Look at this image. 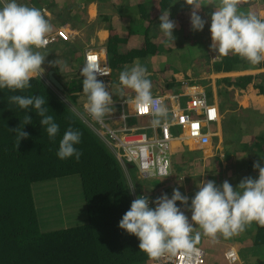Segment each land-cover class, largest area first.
Listing matches in <instances>:
<instances>
[{"label":"crops","instance_id":"crops-1","mask_svg":"<svg viewBox=\"0 0 264 264\" xmlns=\"http://www.w3.org/2000/svg\"><path fill=\"white\" fill-rule=\"evenodd\" d=\"M110 1L116 6L111 11L104 12L103 4H109ZM125 1L21 0L22 3L39 8L50 21L53 31L48 36L55 34L59 27L69 32L68 40L58 37L49 42L45 48L39 49L46 58L42 65L44 72L36 77H39L47 88L52 89L56 97L64 100L85 121L90 130L101 136V132L107 125L122 127L125 123L129 126L147 124L143 126L150 130V135L159 134L160 128H157L155 132L154 127L149 125L152 117L139 119L133 114L134 90L128 88V92H118L119 74L127 66L126 60H132L133 54L137 55L138 51L145 46L148 62L152 67L148 71L153 95L163 96L167 102L171 100L172 104L182 106L183 101L188 100L192 92L201 90L206 92L211 102L217 103L220 116L217 121L208 124L211 134L206 143L187 137L183 132L181 133L180 126L175 127L180 135L172 142V174L167 178L154 180H140L137 177L135 183L132 181L137 188L136 192L133 189V194H136L134 199L140 194L150 198L163 193L171 196L175 188H179L182 194L192 197L198 191L199 181L212 179L217 184H221L224 180H228L235 187L245 177H258V169H254L253 164L260 161L264 166V160H261V156H264V90L262 87L264 62L259 65L241 63L237 69L216 70V61L221 57H214L216 53L210 47L211 12L215 10L212 6L206 8L202 6L197 10L203 18L209 20L206 32H201L198 37L201 43H190V36L198 34V31L193 30L185 18L175 22L176 26L173 30L175 40L170 42L160 30L159 25L149 26L144 33V30L138 26L140 23L145 26L144 19L136 22L138 27L131 24V17L136 16L134 9L138 5L139 15H141L142 6L131 4L134 0H128L130 7L128 6L127 11L123 12L120 6ZM135 1L143 3L139 0ZM254 1L255 9H259L258 14L264 16V0ZM247 2L248 0H240L238 10L253 11L251 6H246ZM175 4L173 1L168 7L174 9L173 7L176 6L177 11L174 10L176 13L183 10L185 17L191 15L192 7L186 4L185 0H177ZM152 11L150 8L149 12ZM110 19H115L120 27L114 31V34L110 30L111 25L108 21ZM154 44L157 47L152 49L150 46ZM88 50L97 52L101 64L110 70L108 75L98 76V79L105 82L107 90L113 96V104L110 105L111 110L108 112L110 118L102 119L106 124L99 121L93 122L81 115V112L86 113L84 114L86 116L89 115L83 107L87 97L82 90L83 77L80 74L86 62L85 53ZM127 55H129L128 58L124 60ZM116 75L117 79H114ZM151 75L156 78L151 79ZM52 78H55L59 84ZM74 94L77 96L72 99ZM175 95V98H171ZM67 96L71 97V102L67 101ZM78 97L81 98L80 103L77 100ZM122 114L126 115L125 119ZM168 119L172 120V114H169ZM245 154L247 155L241 157ZM116 155L120 159L117 153ZM173 155L176 156L175 160ZM134 170L137 171V169ZM219 171H221L220 175ZM177 204L181 202L177 201ZM181 208L190 219L191 211L183 205ZM257 226L253 223L246 227L244 232L246 237L242 236L243 242L238 240L237 235L226 238L218 234L216 238L202 235L198 244L205 245L210 264H218L219 260L221 264H229L230 261L223 254L225 250L232 247L236 248L239 254L236 264H253L247 263L244 260L245 257L251 262L253 260L254 264H264V242L260 244L261 249L253 245ZM200 231L202 230L198 227L194 229V233Z\"/></svg>","mask_w":264,"mask_h":264},{"label":"clouds","instance_id":"clouds-1","mask_svg":"<svg viewBox=\"0 0 264 264\" xmlns=\"http://www.w3.org/2000/svg\"><path fill=\"white\" fill-rule=\"evenodd\" d=\"M185 3L192 7L191 25L197 31L203 30L208 23L197 10L203 5H210L215 9L211 12L209 29L212 38L210 47L216 53L214 57L232 53L252 65L264 62V16L254 11H239L240 0H208L207 4L202 0H185ZM159 19L160 30L173 42L176 25L170 19L169 11H163ZM59 29L65 30L59 27L53 34L56 38L60 37L57 35ZM52 31L53 25L39 8L22 3L21 0H0V90L7 88L13 92H23L32 87L30 81L44 72L42 65L46 56L39 49L45 48L51 42L47 37H50L48 34ZM88 52L94 51L88 50L85 59ZM94 53L98 55L97 52ZM103 66L99 56L97 58L92 55L86 59L80 74L83 77L82 90L87 97L83 107L89 113V119L106 124L102 119L111 110L113 96L107 90L105 82L98 79V76L110 73L107 66L104 69L109 72L102 69ZM149 77L147 66L136 61L130 67L125 66L119 74V81L123 87L134 90L132 103L136 108L140 111L151 108L152 119L149 125L156 127L167 122L169 109L163 97L153 95ZM9 99L27 110L23 125L32 122L30 113L34 109L49 138L55 139L60 125L53 115L48 114L44 96L14 94ZM23 125L13 129L19 142L29 135L23 130ZM104 129L101 134L108 141ZM81 137L79 129L69 126L59 141L57 156L61 160L73 156L79 160L82 152L76 145L81 142ZM261 160H264V156H261ZM253 168L258 169V177H245L235 187L228 180L221 184L212 179L199 181L198 191L191 198L182 194L179 188L173 189L171 196L163 193L150 198L140 194L123 214L119 227L139 239V249L150 257V264H158L159 256L165 253L192 254L198 252V248L203 249L206 256L207 249L197 244L202 235L216 238L219 234L229 238L253 223L264 227V166L256 161ZM150 174L167 176L169 173L153 169ZM139 178L149 179L141 174ZM129 188L134 189V184ZM177 201L181 204H177ZM150 202L155 206H151ZM181 205L191 211L190 219ZM197 227L202 231L194 233ZM231 249L236 251L235 260L226 257L227 250L223 254L230 261H227L229 264L239 260L238 250L234 247L228 250Z\"/></svg>","mask_w":264,"mask_h":264},{"label":"trees","instance_id":"trees-1","mask_svg":"<svg viewBox=\"0 0 264 264\" xmlns=\"http://www.w3.org/2000/svg\"><path fill=\"white\" fill-rule=\"evenodd\" d=\"M139 1L152 6L150 13L147 7L146 11L141 7L143 4L139 5L144 23L149 26H158L163 11H167L173 1L176 3L175 0ZM202 2L207 4L208 0ZM208 6L203 5V8ZM246 6H251L258 14L254 0L248 1ZM176 14L192 27L191 15L185 17L183 10ZM114 29L111 25L113 33ZM206 30L207 24L198 34L190 36V43H201L198 37ZM150 47L155 49L157 45ZM216 62V70L237 69L241 63H249L232 53ZM30 83L32 87L23 92L0 90V264H150V257L139 249V239L119 227L120 219L135 198L129 186L140 177L136 163L125 158L120 161L113 146L90 130L39 77H34ZM262 87L264 90V85ZM14 94L45 97L48 114L60 125L55 139L49 138L34 109L30 113L32 122L23 125L27 110L10 101ZM72 96L75 99L77 95ZM22 125L29 135L19 142L13 129ZM69 126L82 133L81 142L76 145L82 152L79 160L74 156L61 160L57 156L59 141ZM131 168L137 169L134 175ZM66 176L81 177L86 200L70 213L69 204L65 206L52 196H46L52 189L35 186ZM134 188L136 192L135 184ZM254 237L253 245L261 249L264 227L257 226ZM244 260L254 264L247 257Z\"/></svg>","mask_w":264,"mask_h":264},{"label":"built area","instance_id":"built-area-1","mask_svg":"<svg viewBox=\"0 0 264 264\" xmlns=\"http://www.w3.org/2000/svg\"><path fill=\"white\" fill-rule=\"evenodd\" d=\"M57 35L68 39V32L59 29ZM56 38L55 35L47 37L48 41ZM92 55L98 58L94 52H88L86 59ZM104 69V66L102 67ZM109 72L108 70L104 69ZM156 97H163L154 95ZM172 96L171 98H175ZM164 98V97H163ZM179 100V99H178ZM180 101V100H179ZM164 103L168 107L169 114H172V120L167 119V122L162 123L160 126L159 134L149 135L145 126H129L126 123L122 127L106 126L104 133L108 137L109 143L113 146L120 160L124 158L128 161L136 163L142 177L149 179L167 178L172 174V142L175 138L179 137L175 127L180 126V131L187 135V137L203 143L209 141L211 131L208 124L213 123L219 119V109L215 102H211L204 91L192 92L188 100L183 101L181 104L174 105L171 100L167 102L164 98ZM182 103V102H181ZM135 116L152 117L151 108L145 111H140L134 106ZM125 114L122 117L125 119ZM145 125V124H143ZM145 129V130H142ZM153 169L162 170L169 173L167 176L151 175ZM198 248V247H197ZM198 252L192 254H185L178 252L176 254L165 253L159 256L158 264H202L204 260V250L198 248ZM226 257L230 260H235L237 257L234 249L226 251Z\"/></svg>","mask_w":264,"mask_h":264},{"label":"rangeland","instance_id":"rangeland-1","mask_svg":"<svg viewBox=\"0 0 264 264\" xmlns=\"http://www.w3.org/2000/svg\"><path fill=\"white\" fill-rule=\"evenodd\" d=\"M119 2H121V0H119ZM131 4L137 5V4H143V3L134 0V2L131 1ZM115 6L116 5H113L112 2L110 1L109 4H103V10H104V12L105 11H111ZM142 7H144L145 11H146V7L148 8V11H149L150 8H152V6H151V4L149 2H145L142 5ZM127 8H128V0H126L125 3L123 4V6L121 8V11H123V12L127 11L126 10ZM173 8L174 9L169 7V9H168L169 14H170V19H172L174 22H180L183 18H181L178 14H176L175 11H177V7L175 6ZM134 12H135L136 16H132L131 17L132 21L130 23L137 26L136 22L137 21L138 22L143 21L144 18L142 17V14L139 15L140 12H139L138 5L134 9ZM159 12H161V11H159ZM156 21H159V19H156ZM109 23H110V25L115 27L114 31L120 29V27L117 25L115 19H110ZM142 24L143 23H140L138 26H139V28H142L144 30V33H145V30H147L149 28V24L144 23L145 26H143ZM144 33H143V37H144ZM112 34H114V33L112 32ZM136 61L140 62L141 64L146 65L147 69H152L151 65L148 62V52L145 49V46L140 51H138L137 55H135L132 60L126 61V64H127V66L130 67ZM155 78H156V76H152L151 75V79H155ZM114 79H117V75L114 77ZM118 85L120 86L118 88V92L119 93H122L123 91H127L128 92V90H129L128 88L123 87L119 83H118ZM80 99H81L80 97L77 98L79 103H80ZM67 101L68 102L72 101L70 96H67ZM84 114H86V113H82L81 112V115H83L85 118H87L88 116H86ZM104 118L105 119L106 118H110V115L108 113H106ZM88 119H89V117H88ZM140 119H142V118H140ZM150 123H151V121H150ZM146 131H148L149 135L151 134L149 129L148 130L146 129ZM173 157H174V160H175L176 156L173 155ZM130 172H131L132 175L135 174V170L133 168L130 169ZM220 173H221V171L218 172L219 175H220ZM35 186H37L39 188H44V189H47V190L52 189V192H46L47 193L46 196L47 195L52 196L53 200H59L65 206L67 204H69V206H68L69 213L72 212L70 210L77 208L79 204L84 205L85 202H86L85 196H84V189L82 187V181H81V177L80 176H78V177L66 176V177H63L61 179H53V180L48 181V182L37 183ZM71 193H74V195H71ZM133 197H136V194H133ZM189 197L191 198V195H189ZM69 200H70V203H68ZM73 221L76 223V218L73 219ZM244 232H245V230L240 232L239 234H236L237 236H239V238H238L239 241L243 242L244 238L242 236L246 237V234H244ZM198 245H200L201 247H205L204 244H198ZM203 264H210V258L208 257V252H206L205 262Z\"/></svg>","mask_w":264,"mask_h":264},{"label":"water","instance_id":"water-1","mask_svg":"<svg viewBox=\"0 0 264 264\" xmlns=\"http://www.w3.org/2000/svg\"><path fill=\"white\" fill-rule=\"evenodd\" d=\"M54 80V82H56L57 84H59V82L55 79V78H52Z\"/></svg>","mask_w":264,"mask_h":264},{"label":"bare ground","instance_id":"bare-ground-1","mask_svg":"<svg viewBox=\"0 0 264 264\" xmlns=\"http://www.w3.org/2000/svg\"><path fill=\"white\" fill-rule=\"evenodd\" d=\"M87 33H88V32H87ZM87 33H86V34H87ZM102 48H103V47H102ZM104 49H105V48H104Z\"/></svg>","mask_w":264,"mask_h":264}]
</instances>
